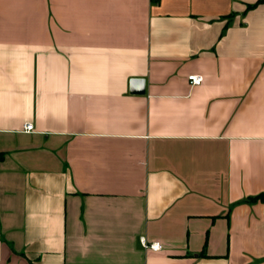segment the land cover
I'll return each mask as SVG.
<instances>
[{
    "label": "crops",
    "instance_id": "obj_1",
    "mask_svg": "<svg viewBox=\"0 0 264 264\" xmlns=\"http://www.w3.org/2000/svg\"><path fill=\"white\" fill-rule=\"evenodd\" d=\"M260 193L264 0H0V264H264Z\"/></svg>",
    "mask_w": 264,
    "mask_h": 264
},
{
    "label": "built area",
    "instance_id": "obj_2",
    "mask_svg": "<svg viewBox=\"0 0 264 264\" xmlns=\"http://www.w3.org/2000/svg\"><path fill=\"white\" fill-rule=\"evenodd\" d=\"M188 79L192 84H200L203 81L202 74H189ZM34 127L33 122L28 121L25 123L24 128L26 130H32ZM141 244L146 248H151L153 250H159L163 247L160 241L154 240L149 242L145 236L140 237Z\"/></svg>",
    "mask_w": 264,
    "mask_h": 264
},
{
    "label": "water",
    "instance_id": "obj_3",
    "mask_svg": "<svg viewBox=\"0 0 264 264\" xmlns=\"http://www.w3.org/2000/svg\"><path fill=\"white\" fill-rule=\"evenodd\" d=\"M130 90L132 92L144 93L145 92V79L144 78H132Z\"/></svg>",
    "mask_w": 264,
    "mask_h": 264
},
{
    "label": "trees",
    "instance_id": "obj_4",
    "mask_svg": "<svg viewBox=\"0 0 264 264\" xmlns=\"http://www.w3.org/2000/svg\"><path fill=\"white\" fill-rule=\"evenodd\" d=\"M251 199L253 201H256V200H262V201H264V193H260V194H257L255 196H252Z\"/></svg>",
    "mask_w": 264,
    "mask_h": 264
}]
</instances>
